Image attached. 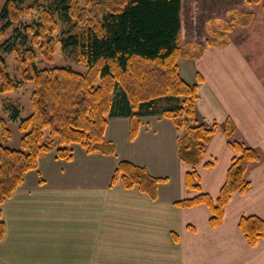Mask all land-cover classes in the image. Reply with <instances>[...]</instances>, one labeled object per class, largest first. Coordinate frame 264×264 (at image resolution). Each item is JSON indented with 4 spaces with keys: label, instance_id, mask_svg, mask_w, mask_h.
<instances>
[{
    "label": "crops",
    "instance_id": "0c3cea01",
    "mask_svg": "<svg viewBox=\"0 0 264 264\" xmlns=\"http://www.w3.org/2000/svg\"><path fill=\"white\" fill-rule=\"evenodd\" d=\"M222 2L182 0L181 18L190 17L189 22L182 19V42L188 41L184 31L189 40L197 31L193 7L197 5V15ZM226 2H236L235 11L258 12L245 0ZM226 16L219 17L218 28L228 21ZM198 36L201 42L208 39L199 31ZM263 37L264 16L255 17L247 27L221 36L228 38L226 43L207 45L197 59L180 60L182 76L198 82L196 117L219 125L197 166L202 191L216 198L226 181L235 155L224 132L227 120L236 126L234 138L263 153L246 173L250 187L232 196L220 225H210L211 210L205 204H176L195 192L185 183L190 166L178 156L174 122L160 114L142 116L131 137V118L113 117L106 137L116 146L114 154L89 153L75 145L72 159L50 152L26 173L3 204L0 264H264V237L253 246L238 225L243 215L264 219V53L258 50ZM120 161L164 178L157 196L121 182L113 186ZM207 162L213 165L207 167Z\"/></svg>",
    "mask_w": 264,
    "mask_h": 264
},
{
    "label": "trees",
    "instance_id": "16d2710c",
    "mask_svg": "<svg viewBox=\"0 0 264 264\" xmlns=\"http://www.w3.org/2000/svg\"><path fill=\"white\" fill-rule=\"evenodd\" d=\"M245 1L264 8V0ZM30 3L6 0L0 9V105L3 93L33 84L28 115L22 117L21 106L15 103L7 106L10 118L18 121V147L8 145L13 132L8 119L0 116V240L5 235L3 204L26 173L38 168L41 156L55 151L70 160L75 145L89 153L114 154L116 146L107 139L106 128L111 118L120 116L131 118V137L139 131L142 116L160 114L174 122L179 131L178 156L190 166L185 183L195 192L176 204H205L211 210L210 225H220L232 196L250 187L246 173L263 159V153L234 138L236 126L227 120L224 132L235 155L226 181L216 198L202 191L197 166L219 125L196 117L198 82L181 75L180 60L199 58L207 45L226 43L228 38L221 40V36L233 26L248 25L253 13L235 11L218 28L217 39L182 42V0H51L39 22L24 24L7 38L8 31L32 13L35 3ZM60 20L71 28L55 36ZM57 45L65 52H76L86 71L71 66L40 67L38 56L53 62ZM5 54L16 59L18 81L8 70ZM163 181L145 166L120 161L111 184L121 182L127 189L138 188L155 198ZM238 225L253 246L264 237V219L258 215H243Z\"/></svg>",
    "mask_w": 264,
    "mask_h": 264
},
{
    "label": "rangeland",
    "instance_id": "374dc122",
    "mask_svg": "<svg viewBox=\"0 0 264 264\" xmlns=\"http://www.w3.org/2000/svg\"><path fill=\"white\" fill-rule=\"evenodd\" d=\"M5 1L6 0H0V9H1L2 5L5 3ZM50 1L51 0H31L30 4H32L33 2L35 3V7H34L32 13L26 14L23 17V19L21 21L22 24L18 23L16 25H14L8 31L6 37L9 38L12 35H14L15 30L21 31L24 24H33L34 25L37 22H39L43 16L42 15L43 8H45L46 6L48 7ZM222 1H223L222 4H219L218 6H209L208 8H206V6H205V10H203V11L198 10L199 12L197 15H195L197 13V5H195L193 7V19H194V21L197 22V28H195V30L197 29V31L194 32L193 36L191 37V38H193V40H189L188 38H190V37H188L187 32L184 31V33H186V36L183 37V39H187L188 41L201 42L202 39L199 38L198 31H199V33L206 35V37L208 39H212V40L217 39L218 36L216 34L219 33L217 21H218V19H220L219 17L220 16L225 17L227 15L226 18H224V19H227L229 22L231 20V17L235 13V10L239 9V5H236L237 4L236 2L234 4H232L231 2H226L227 0H222ZM238 3H241V2H238ZM202 5L203 4H201V6ZM252 5H254V6H252V8H256L258 10V12L253 14V17H252L250 22H252L253 18H255V17L264 16V8L261 4H252ZM248 6H250V5H248ZM186 10L187 9H185V12H186ZM232 11H234V12H232ZM182 16H183L182 19L184 21L189 22L188 19L190 17H187V15L185 17V14H182ZM200 24H202V25H200ZM204 25L206 27V30L204 29ZM186 26H188V25H186ZM247 26L248 25L233 26V28L228 30L226 34L229 35L232 32V30L235 29L236 27H247ZM69 28H71V25L64 23L62 20H60L58 30L56 31L55 36H60V33L63 30H68ZM74 30H77V29L74 28ZM262 39H263L262 46L259 48L260 44H257L256 48H259L258 50H262L264 53V37ZM201 43H204V42H201ZM255 54H256V52H255ZM5 57H6V61L8 64V70H9L10 74L12 75V77L15 80L18 81L19 80V74L17 72V65H16L17 63H16L15 57L12 54H5ZM42 58L43 57L41 55L38 56V63H39L40 67H45V66H71V67L75 68L76 70H79L82 72L86 71V65L84 64L82 58H80L76 52H65L60 45H57L56 49L54 50L53 62H49V63L45 62V60L43 61ZM188 59H192V58H188ZM194 59H197V58H194ZM32 86H33L32 83H25L23 86H21L20 88L16 89L13 92L3 93L1 95L2 102L0 105V116H3V117L8 119V125L13 132V138H12L11 142L8 143V145H10L11 147H18L21 133L18 129V121L12 120L10 118V114L6 112L7 106L15 103V104L21 106L20 110H21V116L22 117H25L26 115H28L31 111L30 94L32 91ZM49 143L51 146H54L53 141H51V142L49 141Z\"/></svg>",
    "mask_w": 264,
    "mask_h": 264
}]
</instances>
